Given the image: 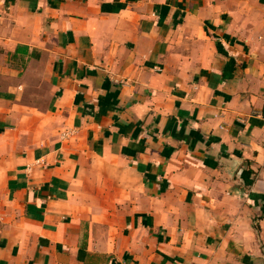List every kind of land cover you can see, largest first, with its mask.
Wrapping results in <instances>:
<instances>
[{"label":"crops","instance_id":"crops-1","mask_svg":"<svg viewBox=\"0 0 264 264\" xmlns=\"http://www.w3.org/2000/svg\"><path fill=\"white\" fill-rule=\"evenodd\" d=\"M0 264H264V0H0Z\"/></svg>","mask_w":264,"mask_h":264}]
</instances>
